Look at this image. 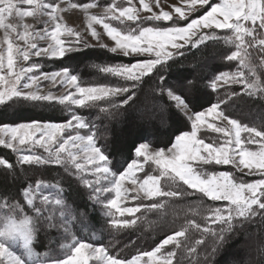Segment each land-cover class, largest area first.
Segmentation results:
<instances>
[{
	"label": "snow or ice",
	"instance_id": "obj_1",
	"mask_svg": "<svg viewBox=\"0 0 264 264\" xmlns=\"http://www.w3.org/2000/svg\"><path fill=\"white\" fill-rule=\"evenodd\" d=\"M63 2L0 0V105L46 103L62 106L68 113L62 121L0 125V146L17 154L15 164L0 158L9 178L0 186V264H264V241L251 245L246 258L232 251L239 235L250 237V229L264 230V116L259 124H250L225 111L237 102L264 108V72H258L264 70V0H182L183 6L173 5L172 11H164L160 0H139L138 7L133 0L103 5L100 0L82 4L69 0L66 8L61 7ZM101 6L102 14L90 13ZM154 6L160 11H154ZM70 9L84 13L87 30L97 44L88 43L80 31L63 22L61 14ZM197 12L200 15L191 18ZM26 17L47 19L37 29L25 22ZM94 25L102 27L113 46L104 43ZM221 41L234 49L222 59L230 65L235 62V70L218 72L207 81L217 99L197 111L200 81L193 75L169 84L164 70L186 52ZM90 47L144 59L94 65L118 82L92 85L83 84L68 67L41 71L43 65L32 59L63 60ZM45 81L65 91L45 93ZM150 81H154L151 103L134 108L136 119L167 126L169 109H175L190 127L164 147L151 148L148 142L137 145L131 162L117 170L108 155L111 129L101 130L77 110L98 109L106 119L119 123L137 106L138 93ZM234 85L240 86L239 91L232 89ZM202 131L217 135L202 137ZM145 165L151 172L141 178L138 173L144 172ZM209 165H231L241 178L230 171L209 172L205 169ZM48 166L63 169L88 190L89 201L99 206L110 232L135 230L144 214L163 215L169 200L188 197L201 202L190 207L202 223L188 219L151 250L131 258L115 255L111 251L115 245L93 244L72 235V226L84 222L88 207L78 211L68 205L59 180L16 184L26 167ZM256 175L260 178L253 182L242 179ZM52 190L57 194L52 195ZM205 199L212 203L204 204ZM49 229L62 232L64 239L71 237L70 243L60 245L62 255L36 250Z\"/></svg>",
	"mask_w": 264,
	"mask_h": 264
},
{
	"label": "trees",
	"instance_id": "obj_2",
	"mask_svg": "<svg viewBox=\"0 0 264 264\" xmlns=\"http://www.w3.org/2000/svg\"><path fill=\"white\" fill-rule=\"evenodd\" d=\"M76 3L88 2L93 0H73ZM111 0H100L101 4L110 3ZM200 13H193L191 18H195ZM114 25L117 22H112ZM133 27L135 25H132ZM230 45H225L222 41L219 43L209 42L207 47H201L199 50L192 49L186 52L185 57L180 58L178 63H171L170 67L164 70L169 84H174L181 79H191L194 75L201 83V91L197 96L195 109L198 111L202 107H207L209 103H214L217 99L215 93H211L207 88V81L218 72L235 70V62L231 65L223 61V54L230 50ZM234 50V49H231ZM137 59L144 57H123L108 52L106 49L99 47H90L82 49L79 52L66 56L63 60L59 59H35L37 63L43 65L41 71L51 72L63 67L70 68L74 74H77L83 84H111L117 83V79L107 74L101 73L94 65H115L129 64L136 62ZM258 72L264 70L258 69ZM147 80V77L145 78ZM154 81H150L144 86L143 92L138 93L137 106L134 105L127 113L123 115L120 122L109 121L100 113L98 109H78V114L85 116L88 120L96 122L97 126L103 130L105 127L110 128L108 134L110 142L108 155L113 159V163L117 165V170H121V166L134 158L135 147L141 143L148 142L151 147H164L174 138L176 134L187 131L190 122L175 109H169L170 119L167 126H160L157 123L142 122L136 119L135 107L146 106L151 103L150 88ZM233 90L239 91L240 86H232ZM223 94V89L221 90ZM229 114L241 118L245 123L260 122V117L264 116V108L259 104L251 102H237L225 109ZM68 113L62 106L48 105L46 103L33 106L29 103L16 104L11 101L8 106L0 105V125H15L30 120L42 121H62L65 120ZM99 117V119H97ZM86 130H82V134ZM202 137H215L217 134L211 132L200 133ZM104 142V141H101ZM0 158H4L13 164L17 160V154L10 149L0 146ZM205 169L211 171H230L237 178H241L240 173L236 169L229 166H205ZM19 172V169H17ZM151 169L145 165L144 172L138 173L140 177H144ZM259 176H244L245 181L258 179ZM41 179L50 183L60 181L61 186L65 189L63 194L66 203L78 211H83L85 205L88 207L86 219L83 223H75L72 228V235L77 239L91 242L93 244L103 243L105 245H115L111 251L115 255L131 258L141 250H151L166 234H170L174 229L180 227L188 219H195L202 223L199 215L194 214L191 207L201 202L195 197H188L180 200H169L168 206L162 210L163 215L156 212L146 213L143 219L137 221L135 230H126L124 232H110L106 218L99 210V206L93 207L89 201V192L75 177L69 176L63 169L48 166L42 168H25L24 174L16 181L17 185L35 182ZM9 182V178L5 176L2 166H0V186ZM56 191L52 190V195H56ZM134 202H129L128 206H133ZM150 203V201H149ZM204 204H211V201H205ZM191 206V207H190ZM203 206V205H202ZM141 215L140 213L137 214ZM252 235L249 237L245 234L239 235L233 241L232 251L240 258H246L248 249L253 244L264 241V230L250 229ZM48 237L37 247V251L48 253L49 255H62L64 249L61 244L70 243L71 237L64 239L62 232L56 233L54 230H48ZM43 238V237H42ZM194 239L198 238V234H194ZM51 242V243H50Z\"/></svg>",
	"mask_w": 264,
	"mask_h": 264
},
{
	"label": "rangeland",
	"instance_id": "obj_3",
	"mask_svg": "<svg viewBox=\"0 0 264 264\" xmlns=\"http://www.w3.org/2000/svg\"><path fill=\"white\" fill-rule=\"evenodd\" d=\"M71 2H74V1L71 0ZM91 2H93V1L81 2V3H78V4L91 3ZM133 2L137 5V7L139 6V0H133ZM68 3H69V0H64V2L61 4V7H65L66 8ZM160 4H161V7L163 8L164 11H172V6L173 5L183 6L182 5V0H160ZM22 7L25 8V9L28 8L27 5H23ZM153 10L157 11V12L160 11V9L156 8L155 6L153 7ZM89 11L92 14L100 15L103 12V7L102 6L101 7H97V8H94V9H90ZM61 15L63 16V22L67 26L72 27L73 29L81 32V35H82L83 39L87 40L88 43H90V44H93V45L97 44V41L92 39V37L90 36V34H89L88 30H87V21H86L85 15L80 9H70L68 11L63 12ZM46 19H47V17H40L39 19H36V18H33V17H26L25 18V22H27L29 24H32L35 28L39 29V28H42L44 26L43 25V21L46 20ZM13 22H15V21H13ZM94 27L97 29L98 32H100L102 34L104 43L108 44L109 46H113L114 45L113 41H111L106 35H103V29H102L101 26L94 25ZM0 35H2V31H0ZM40 44L43 46L44 42L41 41ZM32 59L34 61L36 58L33 57ZM31 62L32 61H30V63ZM42 88H43V91L45 93H47L48 91H52L56 95H60V94H62L65 91V89H63L60 86L51 87L49 85V83L46 82V81L43 82ZM151 148H153V147H151ZM37 151L38 152H42V150H40V149H37ZM141 178H143V177H141ZM253 181L254 180L248 181V182H253ZM127 186L131 187L130 184L127 185Z\"/></svg>",
	"mask_w": 264,
	"mask_h": 264
}]
</instances>
